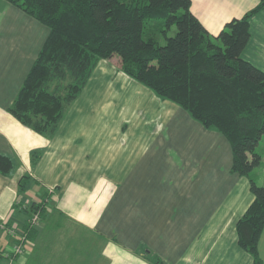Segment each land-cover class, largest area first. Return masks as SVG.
<instances>
[{"label":"crops","instance_id":"crops-1","mask_svg":"<svg viewBox=\"0 0 264 264\" xmlns=\"http://www.w3.org/2000/svg\"><path fill=\"white\" fill-rule=\"evenodd\" d=\"M259 1L191 0V11L216 35ZM249 31L241 56L264 70V10L251 16ZM47 34L45 25L0 0V154L15 161L0 174V264L10 257L12 264H252L235 230L253 201L250 177L231 171L225 136L201 125L215 132L212 145L195 138L200 150L187 153L186 130L173 138L178 125L164 117L170 105L109 71L110 59L96 66L53 136L8 112ZM160 127L165 133L156 136ZM34 150H41L36 162ZM23 175L29 180L19 193ZM40 201L44 214L33 238L22 242L25 204ZM73 241H91L95 253ZM15 244L23 250L14 255ZM259 252L264 260V228Z\"/></svg>","mask_w":264,"mask_h":264},{"label":"trees","instance_id":"trees-1","mask_svg":"<svg viewBox=\"0 0 264 264\" xmlns=\"http://www.w3.org/2000/svg\"><path fill=\"white\" fill-rule=\"evenodd\" d=\"M5 1L48 28L8 107L23 125L53 136L98 61L116 55L125 74L225 136L232 172L249 177L260 164L256 147L264 135V70L241 54L250 38V18L264 10V0L226 22L216 35L193 14L191 0ZM40 154L32 151V162ZM14 163L0 154V174H9ZM28 180V175L19 179V193L25 192ZM249 189L253 201L235 223L237 244L252 264H264L259 252L264 181L257 184L250 178ZM45 209L42 201L25 207L26 238L36 232L30 218L39 211L40 220Z\"/></svg>","mask_w":264,"mask_h":264},{"label":"rangeland","instance_id":"rangeland-1","mask_svg":"<svg viewBox=\"0 0 264 264\" xmlns=\"http://www.w3.org/2000/svg\"><path fill=\"white\" fill-rule=\"evenodd\" d=\"M172 31H174V28H172L170 30V32H172ZM160 42L163 43V40H161ZM117 59H118V57L116 55H114L113 57L110 58V61H111L110 63L112 65L109 62H106L110 66H112V70L110 69L109 71H112V73H113V72H115L117 70L119 72L121 71L122 73H124L120 69V63H119V61H117ZM101 60H103V59H100L98 61V63L96 64L97 67L100 64ZM101 63H104V62H101ZM96 66H95L94 70L98 69ZM96 73L97 72H95L94 75H96ZM124 75H127V74L124 73ZM127 77H129V79H130L129 81L132 84L134 83V84L138 85L140 83V82L136 81L135 79L131 78L128 75H127ZM95 79H96V77L94 76V80ZM132 84H131V88H132ZM139 85H141L142 87L144 86L141 83ZM131 94H132V92H129V95H131ZM133 98L130 97V100H133ZM159 99L162 101L163 104L170 105V107L172 108L171 109L172 111L170 113L171 116H169V112H167L166 115L164 114V117H165V119H168L171 122L172 125L173 124H177L178 125V127H176L177 130H173L172 129L171 135L174 136L173 138H177L176 136H179L180 135L179 133H182L183 130H186L187 133L185 132V137H187V139H186V145H187V150L186 151H187V153H197L200 150V145L201 144H199V143H202V140L196 143L195 142V138H201V139L206 138L204 141L206 142L207 148H208V145L209 146L212 145L211 142H210V139H213L215 137L214 136L215 134H213L215 132H212V133H211V131L210 132H204L203 128H202V131H201L200 129L202 127L201 126L202 124L199 121H197L194 118H192L186 110H184L183 108H181L177 104L171 103L168 100L162 99L160 97H159ZM162 103L158 104V103H155V102L152 101V104H154L155 107L161 105ZM156 129H157V127H154L153 130L155 131ZM165 130H166L165 127H160L159 132L156 133V136L164 134ZM178 130H181V132L178 131ZM205 131H208V130H205ZM169 135H170V130L168 132V137H169ZM164 136H167V135H164ZM220 148H221L220 152H222L223 151V146H220ZM256 152H258L261 155V162H260V164L258 166H256L254 168V170L250 173L249 177L251 179H253L257 184H262L263 181H264V177L262 179H259L260 177H258V176L264 174V135L262 136L261 140L258 143V146L256 147ZM171 156L174 158L173 155H171ZM25 206L27 207L28 204H25ZM85 236H86V234H85ZM25 239H26V237L24 236V240ZM72 243H74L76 246H79V249L81 247L83 249H86L87 251H93V252H94V250H96V247H97V245H96V247H93L91 241L88 242V243L87 242H83V241H73ZM72 243H71V246H72ZM89 243H90V245H89ZM97 244H98V242H97ZM81 255H83V254H81Z\"/></svg>","mask_w":264,"mask_h":264},{"label":"built area","instance_id":"built-area-1","mask_svg":"<svg viewBox=\"0 0 264 264\" xmlns=\"http://www.w3.org/2000/svg\"><path fill=\"white\" fill-rule=\"evenodd\" d=\"M30 220H31L32 225H37L38 222H39V211L36 212V213H34V214L32 215V217L30 218ZM8 231H9L10 233H14V232H15V227H14V226L9 227V228H8ZM21 241H22V242L24 241V236L21 237ZM22 250H23V247H22L21 244H15L14 247H13V249H12V251H13L12 253H13L14 255H15V254H19V253L22 252ZM11 263H12V257H10V260H9V264H11Z\"/></svg>","mask_w":264,"mask_h":264}]
</instances>
